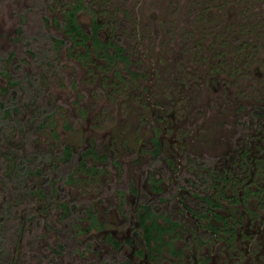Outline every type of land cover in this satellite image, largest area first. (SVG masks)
<instances>
[{
  "label": "rangeland",
  "instance_id": "rangeland-1",
  "mask_svg": "<svg viewBox=\"0 0 264 264\" xmlns=\"http://www.w3.org/2000/svg\"><path fill=\"white\" fill-rule=\"evenodd\" d=\"M72 1L0 0V264H264V0H83L112 61L79 55Z\"/></svg>",
  "mask_w": 264,
  "mask_h": 264
},
{
  "label": "trees",
  "instance_id": "trees-1",
  "mask_svg": "<svg viewBox=\"0 0 264 264\" xmlns=\"http://www.w3.org/2000/svg\"><path fill=\"white\" fill-rule=\"evenodd\" d=\"M73 4L66 8L64 11V17H63V23L62 26L64 28V31L69 34V39L73 42H82V45L84 46V50L79 51V55H86L88 52V47L92 46L95 49H97V52L100 56L104 57L108 61H112L115 57L121 58L123 60L128 59L127 53L125 52V49L123 46L119 44V42L116 39H101L100 35L101 32L99 31L100 22L97 20L96 17H92L91 23L88 25V27L83 23L80 22L77 19V11L79 8L85 7V2L83 0H73ZM89 28V30H87ZM89 39V42L87 40ZM58 41L59 39L56 38ZM16 80H10V82H15ZM12 108H16L15 102L10 101H2L0 100V118L6 117ZM264 111V105H261L258 107L257 110L253 111V115H262ZM153 147L152 150L154 153H158L160 147H161V141L157 137H153L152 139ZM264 140V139H263ZM62 156L65 160H68L72 155V147L70 144H65L62 149ZM87 154H94L97 155L96 149L90 145L89 147H86L85 149L81 150L80 152V159L77 161L79 165H85L84 158ZM98 154L97 156H99ZM93 167V166H92ZM94 168V167H93ZM216 183L222 182H231L239 184L242 181V178H238L237 176H234L230 178L227 174L224 172H220L215 176ZM246 192H256V191H262L264 190V185L260 184L258 188H250V187H244ZM221 189H224V187H221ZM203 199H207V196L201 195ZM62 205L65 207V210L68 212L69 206L68 204H65V202H62ZM141 210L137 212V222L138 226L140 227L141 235L139 234V231L134 230L133 235L134 237H137L139 239L142 238L143 243L145 244L147 248V253L152 256V251L154 250V246L152 245V239L156 238V233L160 234L162 231L168 229V226L166 224L160 223L156 220L157 216V206L153 205V203L150 202H141ZM237 212H239L238 209H236ZM70 213V211H69ZM215 217H218L219 219L222 217L225 219L224 216L213 213ZM208 228L212 230L213 232L219 231L221 224L219 222H208L207 223ZM232 230V229H231ZM106 238L109 242L113 243V245L118 246L122 243L120 239L115 237L111 232H106ZM131 237H127V241H131ZM143 252V250H142Z\"/></svg>",
  "mask_w": 264,
  "mask_h": 264
},
{
  "label": "flooded vegetation",
  "instance_id": "flooded-vegetation-1",
  "mask_svg": "<svg viewBox=\"0 0 264 264\" xmlns=\"http://www.w3.org/2000/svg\"><path fill=\"white\" fill-rule=\"evenodd\" d=\"M148 201H149V200H148ZM106 232H108V231H106ZM109 232H110V231H109ZM111 234H112V233H111ZM115 237H116V236H115ZM118 239H119V238H118ZM120 240H121L122 243H123L124 240H127V237H125L124 239H120ZM122 243H121V244H122Z\"/></svg>",
  "mask_w": 264,
  "mask_h": 264
}]
</instances>
